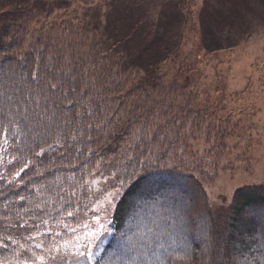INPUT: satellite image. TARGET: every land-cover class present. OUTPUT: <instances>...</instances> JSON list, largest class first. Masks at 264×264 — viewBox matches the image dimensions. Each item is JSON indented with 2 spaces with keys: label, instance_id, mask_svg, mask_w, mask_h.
<instances>
[{
  "label": "trees",
  "instance_id": "trees-1",
  "mask_svg": "<svg viewBox=\"0 0 264 264\" xmlns=\"http://www.w3.org/2000/svg\"><path fill=\"white\" fill-rule=\"evenodd\" d=\"M0 5V262L28 256L36 236L45 247L62 242L58 220L90 197L97 163L120 157L124 187L86 264H215L201 183L215 164L190 142L202 140L209 155L229 130L189 108V130L177 113L167 117L181 89L160 74L177 48L168 33L135 51L109 24L47 20L29 0ZM210 17L201 36L213 51L224 42ZM225 230L233 264H264V184L235 189Z\"/></svg>",
  "mask_w": 264,
  "mask_h": 264
},
{
  "label": "rangeland",
  "instance_id": "rangeland-1",
  "mask_svg": "<svg viewBox=\"0 0 264 264\" xmlns=\"http://www.w3.org/2000/svg\"><path fill=\"white\" fill-rule=\"evenodd\" d=\"M29 2L35 6L33 14L47 20L62 21L78 17L103 25L109 24L118 29V36L128 37L126 43L135 51L157 31L168 33L177 48L160 74L164 82L173 81L177 77L181 89L177 94L176 108L171 104L167 117L175 118L177 113L178 119L189 130L196 119L192 123V118H185L181 112L182 109L189 108L193 114L206 113L204 118L212 126L219 125L229 130L218 143L214 142V149L209 155L202 152L205 147L202 140L190 143L197 157L203 155L215 164L213 168L212 164L206 166L201 178L211 216L215 221V264H233L225 241L227 207L237 187L264 184V1ZM205 11L211 14L207 20L211 21L210 26L215 35L224 42L222 47L213 51L207 50L202 41L200 20ZM168 16L171 18H167ZM164 27L168 30H164ZM120 161L121 158L118 157L108 165L102 163L104 160L97 163L90 178V197L81 207H76L60 218L53 230L54 235L62 237V242L45 247L36 236L29 243V255L13 262L86 264L91 261L83 254L84 247H79L78 254L76 247L65 245L68 241H75L78 245L87 243V251L95 254L103 245L106 238L104 232L108 229L117 199L124 187L117 171ZM84 225L88 227L85 228ZM61 227L63 231L60 230ZM70 229H76V232ZM90 232L96 233V236L94 239L89 237V243L85 240V235Z\"/></svg>",
  "mask_w": 264,
  "mask_h": 264
},
{
  "label": "snow or ice",
  "instance_id": "snow-or-ice-1",
  "mask_svg": "<svg viewBox=\"0 0 264 264\" xmlns=\"http://www.w3.org/2000/svg\"><path fill=\"white\" fill-rule=\"evenodd\" d=\"M69 215H73V214L72 213H69ZM96 219L98 220L99 217H97ZM83 227L87 228L88 226L87 225H84ZM70 231L76 232V229H70ZM95 236H96V233L90 232L87 235H85V240L90 243L89 237H91V238L94 239ZM77 240H79V237H77ZM65 246L66 247H76L78 254H79V247H84L85 248V253H83V254L86 255L87 259L88 260L95 259V253L94 252L87 251V247H88L87 243L84 244V245H78L75 241H68V242H66V245ZM37 247H39V245H37ZM0 264H19V262L18 261L17 262L8 261V262H0ZM26 264H27V262H26Z\"/></svg>",
  "mask_w": 264,
  "mask_h": 264
}]
</instances>
